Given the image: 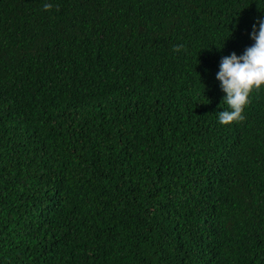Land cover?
<instances>
[{
    "label": "trees",
    "instance_id": "trees-1",
    "mask_svg": "<svg viewBox=\"0 0 264 264\" xmlns=\"http://www.w3.org/2000/svg\"><path fill=\"white\" fill-rule=\"evenodd\" d=\"M262 20L264 0H0V264H264V92L224 126L216 79Z\"/></svg>",
    "mask_w": 264,
    "mask_h": 264
},
{
    "label": "clouds",
    "instance_id": "clouds-1",
    "mask_svg": "<svg viewBox=\"0 0 264 264\" xmlns=\"http://www.w3.org/2000/svg\"><path fill=\"white\" fill-rule=\"evenodd\" d=\"M43 7L50 11L53 6L45 3ZM258 23V29L253 25L251 32L254 43L242 55L233 52L220 61L216 79L225 93L221 106L226 105V109L218 113V120L224 126L243 122L253 95L264 92V20ZM182 48L183 45L175 46L174 51Z\"/></svg>",
    "mask_w": 264,
    "mask_h": 264
}]
</instances>
